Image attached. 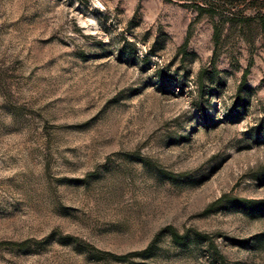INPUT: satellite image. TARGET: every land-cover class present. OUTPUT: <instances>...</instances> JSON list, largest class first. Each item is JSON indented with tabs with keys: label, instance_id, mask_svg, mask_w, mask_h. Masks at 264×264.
Listing matches in <instances>:
<instances>
[{
	"label": "rangeland",
	"instance_id": "374dc122",
	"mask_svg": "<svg viewBox=\"0 0 264 264\" xmlns=\"http://www.w3.org/2000/svg\"><path fill=\"white\" fill-rule=\"evenodd\" d=\"M241 1L0 0V264H264Z\"/></svg>",
	"mask_w": 264,
	"mask_h": 264
},
{
	"label": "trees",
	"instance_id": "16d2710c",
	"mask_svg": "<svg viewBox=\"0 0 264 264\" xmlns=\"http://www.w3.org/2000/svg\"><path fill=\"white\" fill-rule=\"evenodd\" d=\"M177 1H186V0H177ZM197 3V9L200 11H207L211 13H215V10L225 9L221 11H229L231 0H193ZM233 9H236L241 16L246 18L244 16L249 11H253L257 13L256 15H260L261 18L264 17L262 14L264 12V0H242L240 3L236 4L232 7ZM231 8V9H232ZM264 22V20H262ZM263 35H264V23H263ZM244 80V77H243ZM168 231L170 233V237L173 242L176 244H182L185 241V236L178 234V232L174 229L168 228Z\"/></svg>",
	"mask_w": 264,
	"mask_h": 264
}]
</instances>
